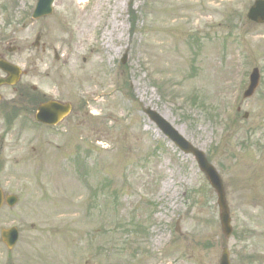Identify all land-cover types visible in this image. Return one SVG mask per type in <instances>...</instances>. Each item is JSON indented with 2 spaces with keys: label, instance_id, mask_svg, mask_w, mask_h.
Returning a JSON list of instances; mask_svg holds the SVG:
<instances>
[{
  "label": "rangeland",
  "instance_id": "1",
  "mask_svg": "<svg viewBox=\"0 0 264 264\" xmlns=\"http://www.w3.org/2000/svg\"><path fill=\"white\" fill-rule=\"evenodd\" d=\"M252 2L55 0L32 22L35 0H0V56L26 71V89L72 105L59 127L7 128L1 100L0 187L19 203L0 211V230L18 229L0 264H218L224 247L237 264L238 227L240 246L264 251V25L246 20ZM253 68L259 85L242 99ZM144 107L217 171L228 239L205 176Z\"/></svg>",
  "mask_w": 264,
  "mask_h": 264
},
{
  "label": "water",
  "instance_id": "2",
  "mask_svg": "<svg viewBox=\"0 0 264 264\" xmlns=\"http://www.w3.org/2000/svg\"><path fill=\"white\" fill-rule=\"evenodd\" d=\"M52 1L53 0H38L37 9L33 18H39L40 16L50 14V5ZM248 18L256 23H264V0L255 1L254 5L249 10ZM1 68H3V70L7 72V74H9L10 76L8 80L1 81V83L12 84L17 81L20 72L16 67L3 65ZM256 78L257 76L256 74H254L252 76V83H254V85L257 81ZM252 88L253 85L250 87L247 94H250ZM68 109V105L62 106L50 102L38 108L37 118L40 121L46 123H56L62 118V116L67 113ZM46 113L47 115H51V117L47 116ZM144 113L148 117V119L157 126V128L163 133V135L168 137L180 150H182L184 153H191L193 155L198 164L199 169L205 174L209 181V184L215 191V194L217 196V202L219 205V220L221 224V230L225 238L229 237L231 229L229 225L228 209L225 203L221 181L214 168L207 163L202 152L194 149L183 138H181L158 114L151 111L150 109H145ZM39 114H42L41 118L39 117ZM1 238L2 241L10 248L17 238L16 230L10 229L8 231H2ZM220 264H229L226 249H223L221 253Z\"/></svg>",
  "mask_w": 264,
  "mask_h": 264
},
{
  "label": "flooded vegetation",
  "instance_id": "3",
  "mask_svg": "<svg viewBox=\"0 0 264 264\" xmlns=\"http://www.w3.org/2000/svg\"><path fill=\"white\" fill-rule=\"evenodd\" d=\"M1 75L3 74L1 73ZM5 93L10 94V98L3 101V103L6 105L11 106L9 116H7L8 127H10L11 123L18 118L24 119V121L19 123V127H27L30 125L31 116L33 118L38 105L45 101V97L43 95H39L36 90L32 89V87L26 89V86L21 80L18 82L17 86H14L10 89L6 87H0V103L2 98L5 97ZM0 105H2V103ZM17 124L18 123H15V125ZM34 124L38 128L46 127L39 123L34 122ZM3 194L6 196V193L3 192ZM237 231V244L235 245L234 261H236L237 264H264V257H260L261 254H264V251L260 250L258 247L253 248L251 243L248 244L246 251L245 246H240L239 239L242 238L241 236H246L248 233L244 227H241L240 229L238 227ZM244 252H247L248 254H244Z\"/></svg>",
  "mask_w": 264,
  "mask_h": 264
},
{
  "label": "bare ground",
  "instance_id": "4",
  "mask_svg": "<svg viewBox=\"0 0 264 264\" xmlns=\"http://www.w3.org/2000/svg\"><path fill=\"white\" fill-rule=\"evenodd\" d=\"M109 41V37L106 39V43H105V46L108 47L107 43Z\"/></svg>",
  "mask_w": 264,
  "mask_h": 264
}]
</instances>
